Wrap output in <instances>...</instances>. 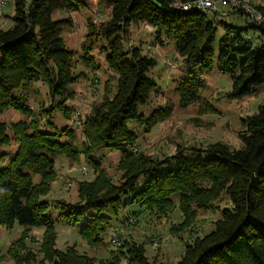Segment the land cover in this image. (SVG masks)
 <instances>
[{
    "label": "trees",
    "instance_id": "obj_1",
    "mask_svg": "<svg viewBox=\"0 0 264 264\" xmlns=\"http://www.w3.org/2000/svg\"><path fill=\"white\" fill-rule=\"evenodd\" d=\"M98 1L112 7L111 17L98 26L90 20L81 57L86 65L99 67L91 51L101 35L105 41L101 50L108 68L117 74V83L113 94L109 84L106 86L102 100L84 118L85 140L81 145L75 140L74 128H58L50 118L43 127L38 115L50 117L59 109L70 116L67 101L74 96L70 86L85 73L75 70L76 53L63 36V25L70 19H55L52 13L56 9L78 10L87 1L15 0L13 24L0 28V114L14 108L26 115L11 123L0 119V145L12 139L17 142L13 152L1 154L7 160L0 165V224L10 228L18 221L23 226L7 251L16 264L36 260V252L28 249L25 239L33 227H42L40 250L45 260L53 264H97L96 257L80 252L76 243L57 246L56 217L50 210L58 209V218L76 226L90 243L99 244L111 220L120 217L119 211L139 203L156 216L179 209L183 218L170 229L180 232L181 238L188 233L184 254L177 262H152L144 242L125 238L99 264H121L123 260L126 264H264V103L242 118L241 147L220 140L204 147L179 143L174 154L164 157L134 149L139 134L128 121L135 119L150 127L166 118L173 104L155 106L148 115L145 113L143 107L159 88L149 74L157 60L139 46L127 47L125 43L130 25L136 22L154 26L162 43L165 37L175 38L176 49L190 67L176 88L180 104L186 106L203 100L207 81L196 73L197 67L217 68L231 76V88L219 98L254 93L264 84V40L255 46L240 33L231 39L232 28L244 27L224 23L229 31L220 39L216 52L218 23L206 10L179 9L176 0ZM248 1L264 15L263 3ZM251 25L261 29L264 39V25L254 21ZM34 81L46 83L51 97L49 106L41 102L39 112L29 105V97L23 92ZM203 105L202 110H216L211 101ZM103 148L121 151L117 164L120 176L110 174L96 157ZM56 153L74 159L83 154L95 169L92 179L77 182L76 200L46 197L57 176ZM34 174L40 175L38 181ZM225 197L229 203L221 206L219 201ZM200 209L221 211L214 228L203 235L198 234L196 224Z\"/></svg>",
    "mask_w": 264,
    "mask_h": 264
},
{
    "label": "rangeland",
    "instance_id": "obj_2",
    "mask_svg": "<svg viewBox=\"0 0 264 264\" xmlns=\"http://www.w3.org/2000/svg\"><path fill=\"white\" fill-rule=\"evenodd\" d=\"M78 10L56 9L53 11L55 19L68 18L70 21L63 25V36L67 45L76 53L75 70L83 71L77 81L71 84L74 93L69 98L67 104L71 107L70 116L56 109L50 117L38 115L43 127L50 118L58 127L63 128L68 125L77 131L76 142L82 144L85 140L82 122L91 111L96 102H100L107 88L110 93L116 89L117 74L108 68L105 54L101 50L104 38L100 35L93 42L91 53L94 55L95 63L99 67L88 66L81 57L84 53L82 43L86 41L89 31V22L98 26L111 17V6L98 0H86ZM253 3H263L264 0H251ZM222 10L225 12L223 13ZM0 13V28H8L13 24V14L15 13V0H9ZM218 23V31L215 42L216 52L219 49L220 39L226 35L229 29L224 23L244 27L240 30L232 28L229 32L231 39L240 35L246 40H250L255 46L263 42V34L259 27L251 25L252 17L233 10L229 6L219 5L218 13L206 10ZM165 37V36H164ZM162 43L156 34L155 27L147 22H136L130 25V33L126 36V46H139L143 53L156 58L157 62L150 70L159 86L158 91L152 93L150 102L143 107L148 115L153 107L173 104L172 112L164 119L158 120L155 124L146 128V124L139 123L135 119H130L128 125L139 134L138 140L134 144V149L143 150L146 153L164 157L176 152L178 144L185 146L194 145L204 147L210 142L225 141L232 146L241 147L243 145L240 137V130L244 129L242 118L257 111L259 105L264 103V84L251 94L240 98L228 99L219 98L221 93H225L231 88L232 78L228 73H222L217 68H195L196 73L204 77L207 85L202 91L203 100L192 102L186 106L180 104V95L177 91V83L187 75L188 65L183 62V56L179 54L175 46V38L165 37ZM217 58V57H216ZM108 81H110L108 83ZM109 86L106 88V86ZM29 97V105L34 106L36 111H41L39 105L44 102L47 106L51 104L49 88L43 81H34L27 88L23 89ZM204 101H211L216 110H202ZM38 108L40 110H38ZM26 118L22 111L14 108H7L0 114V119L7 123L19 121ZM11 132V131H10ZM66 139V135H63ZM17 147V142L12 139L10 143L0 145V165L7 158H3V152L11 153ZM121 151L118 149L103 148L96 152V157L101 160V165L106 167L108 172L114 177L121 174L117 168ZM57 176L52 180L51 188L46 197L49 199L66 198L76 200L78 198L77 182L81 179H92L95 176V169L82 154L79 159L56 153L54 155ZM40 179L39 174H34V180ZM143 179V177L141 178ZM228 202L225 197L219 201L221 206ZM56 217L57 246L65 248L67 245L76 243L80 252L88 253L96 257L99 264L101 258L110 255L111 249H117L121 240L133 238L146 244V253L149 259L154 261L177 262L185 252L187 232L180 237V232H174L170 228L174 223L182 220L183 215L179 209L170 212L169 215L156 216L149 213L139 203H130L127 207L119 211V218L112 219L103 235L104 241L99 244L90 243L79 232L74 225H69L66 220L58 218L59 210L55 207L50 210ZM137 212V215L132 214ZM152 212V211H151ZM131 213V214H130ZM128 215V222L125 217ZM221 216L220 209H200L197 220L198 234L203 235L214 228V221ZM23 226L16 221L13 227L8 228L0 224V264H16V260L7 251L8 246L16 240L22 233ZM42 227H33L30 234L25 239L28 249L36 252L37 258L30 264H53L44 259V254L40 250L43 240ZM121 264H126L123 260Z\"/></svg>",
    "mask_w": 264,
    "mask_h": 264
},
{
    "label": "built area",
    "instance_id": "obj_3",
    "mask_svg": "<svg viewBox=\"0 0 264 264\" xmlns=\"http://www.w3.org/2000/svg\"><path fill=\"white\" fill-rule=\"evenodd\" d=\"M9 0H0V13L5 4ZM175 6L179 9L191 10V9H202L208 10L210 12H217L219 10V5L229 6L237 10H243L248 13L253 21L258 24L264 25V15L256 8V6L250 3L248 0H176L174 2ZM223 13H225L222 10Z\"/></svg>",
    "mask_w": 264,
    "mask_h": 264
}]
</instances>
